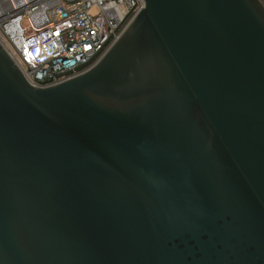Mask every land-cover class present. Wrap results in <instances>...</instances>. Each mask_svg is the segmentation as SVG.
I'll return each mask as SVG.
<instances>
[{
  "label": "water",
  "instance_id": "1",
  "mask_svg": "<svg viewBox=\"0 0 264 264\" xmlns=\"http://www.w3.org/2000/svg\"><path fill=\"white\" fill-rule=\"evenodd\" d=\"M0 264H264V4L145 0L47 88L0 44Z\"/></svg>",
  "mask_w": 264,
  "mask_h": 264
},
{
  "label": "built area",
  "instance_id": "2",
  "mask_svg": "<svg viewBox=\"0 0 264 264\" xmlns=\"http://www.w3.org/2000/svg\"><path fill=\"white\" fill-rule=\"evenodd\" d=\"M145 0H0V44L36 88L94 68Z\"/></svg>",
  "mask_w": 264,
  "mask_h": 264
},
{
  "label": "rangeland",
  "instance_id": "3",
  "mask_svg": "<svg viewBox=\"0 0 264 264\" xmlns=\"http://www.w3.org/2000/svg\"><path fill=\"white\" fill-rule=\"evenodd\" d=\"M264 4V0H260Z\"/></svg>",
  "mask_w": 264,
  "mask_h": 264
}]
</instances>
